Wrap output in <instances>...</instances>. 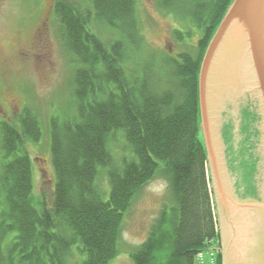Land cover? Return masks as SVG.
<instances>
[{"label":"trees","instance_id":"16d2710c","mask_svg":"<svg viewBox=\"0 0 264 264\" xmlns=\"http://www.w3.org/2000/svg\"><path fill=\"white\" fill-rule=\"evenodd\" d=\"M232 2L159 0L180 25L173 31L179 50L171 52L146 42L137 0L55 1L60 41L75 68L70 112L48 123L54 194L51 204L45 194L34 195L28 146L41 140L43 121L25 108L14 121L0 122V264H68L76 247L85 255L82 264H110L121 254L134 201L157 178L167 183L169 197L146 239L129 251L132 262L198 264L200 255L214 250L213 264H222L201 128L200 72ZM247 111L254 121L256 113ZM247 130L239 168L242 163L253 179L249 160L258 161L251 159L248 138L256 139L258 131ZM116 134L126 141L121 159L110 150Z\"/></svg>","mask_w":264,"mask_h":264},{"label":"water","instance_id":"95a60500","mask_svg":"<svg viewBox=\"0 0 264 264\" xmlns=\"http://www.w3.org/2000/svg\"><path fill=\"white\" fill-rule=\"evenodd\" d=\"M200 107L222 264H264V0L229 6L204 56ZM248 124L253 179L239 168Z\"/></svg>","mask_w":264,"mask_h":264},{"label":"rangeland","instance_id":"374dc122","mask_svg":"<svg viewBox=\"0 0 264 264\" xmlns=\"http://www.w3.org/2000/svg\"><path fill=\"white\" fill-rule=\"evenodd\" d=\"M55 1L0 0V122L14 121L25 108L33 110L43 121L41 140L30 143L28 150L33 164L34 195L40 199L45 194L49 204L52 202L56 179L51 161L48 123L52 117L63 119L70 112L75 68L60 41L59 25L54 13ZM77 1L89 4V0ZM158 1L137 0L144 38L159 51L179 50L173 40V31L180 26L179 22L173 15L160 9ZM110 34L103 31L105 39H109ZM197 39V35H194L193 42L196 43ZM119 133L123 134L122 131ZM202 133L204 138V121ZM120 134L114 135L113 149H110L118 159L122 158L126 150L125 138H121ZM99 183L103 188H108L103 189L104 198H107L109 187L104 172L100 175ZM168 192L167 183L157 178L139 193L125 221L121 254L110 264H134L129 251L146 239L152 222L169 197ZM75 251L68 264H82L85 255L77 247ZM213 254L214 250L205 251L202 258L198 257V264H213Z\"/></svg>","mask_w":264,"mask_h":264}]
</instances>
